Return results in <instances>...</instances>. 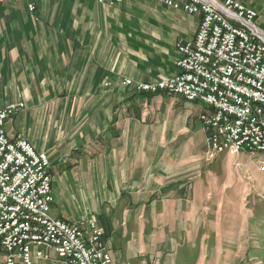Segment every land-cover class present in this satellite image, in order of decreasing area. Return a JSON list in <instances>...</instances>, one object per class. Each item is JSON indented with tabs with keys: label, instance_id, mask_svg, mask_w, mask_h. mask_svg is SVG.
Wrapping results in <instances>:
<instances>
[{
	"label": "crops",
	"instance_id": "1",
	"mask_svg": "<svg viewBox=\"0 0 264 264\" xmlns=\"http://www.w3.org/2000/svg\"><path fill=\"white\" fill-rule=\"evenodd\" d=\"M238 1L264 37V0ZM199 22L157 0H0V107L25 104L6 131L47 152L52 215L98 219L117 264H165L201 235L204 106L121 85L176 74Z\"/></svg>",
	"mask_w": 264,
	"mask_h": 264
},
{
	"label": "built area",
	"instance_id": "2",
	"mask_svg": "<svg viewBox=\"0 0 264 264\" xmlns=\"http://www.w3.org/2000/svg\"><path fill=\"white\" fill-rule=\"evenodd\" d=\"M94 1L116 6L123 0ZM157 1L199 16L196 35L178 41L176 74L148 82L124 78L121 85L171 92L204 106L200 118L210 159L225 151L264 152V37L255 26L257 10L238 0ZM24 107H0V264H116L98 219L81 226L52 215L47 152L6 131V120Z\"/></svg>",
	"mask_w": 264,
	"mask_h": 264
},
{
	"label": "rangeland",
	"instance_id": "3",
	"mask_svg": "<svg viewBox=\"0 0 264 264\" xmlns=\"http://www.w3.org/2000/svg\"><path fill=\"white\" fill-rule=\"evenodd\" d=\"M261 166L264 152L225 151L207 161L201 235L182 244L183 249L171 253L165 264H264ZM3 258L0 253V263Z\"/></svg>",
	"mask_w": 264,
	"mask_h": 264
}]
</instances>
